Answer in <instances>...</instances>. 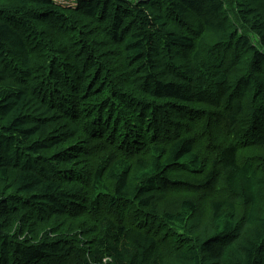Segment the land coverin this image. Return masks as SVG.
I'll use <instances>...</instances> for the list:
<instances>
[{
  "label": "trees",
  "instance_id": "16d2710c",
  "mask_svg": "<svg viewBox=\"0 0 264 264\" xmlns=\"http://www.w3.org/2000/svg\"><path fill=\"white\" fill-rule=\"evenodd\" d=\"M0 264H264V0H0Z\"/></svg>",
  "mask_w": 264,
  "mask_h": 264
},
{
  "label": "bare ground",
  "instance_id": "6f19581e",
  "mask_svg": "<svg viewBox=\"0 0 264 264\" xmlns=\"http://www.w3.org/2000/svg\"><path fill=\"white\" fill-rule=\"evenodd\" d=\"M13 71H11V73H12ZM10 74V73H9ZM9 76V75H8ZM14 76V75H13Z\"/></svg>",
  "mask_w": 264,
  "mask_h": 264
},
{
  "label": "rangeland",
  "instance_id": "374dc122",
  "mask_svg": "<svg viewBox=\"0 0 264 264\" xmlns=\"http://www.w3.org/2000/svg\"><path fill=\"white\" fill-rule=\"evenodd\" d=\"M62 3H64V2H62Z\"/></svg>",
  "mask_w": 264,
  "mask_h": 264
}]
</instances>
